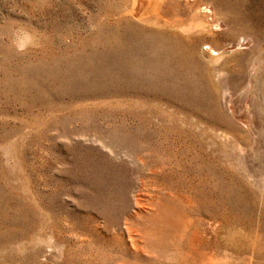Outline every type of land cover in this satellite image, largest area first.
<instances>
[{
    "label": "rangeland",
    "instance_id": "obj_1",
    "mask_svg": "<svg viewBox=\"0 0 264 264\" xmlns=\"http://www.w3.org/2000/svg\"><path fill=\"white\" fill-rule=\"evenodd\" d=\"M178 1L214 34L0 0V264H264V0ZM115 37L132 66L75 78Z\"/></svg>",
    "mask_w": 264,
    "mask_h": 264
},
{
    "label": "bare ground",
    "instance_id": "obj_2",
    "mask_svg": "<svg viewBox=\"0 0 264 264\" xmlns=\"http://www.w3.org/2000/svg\"><path fill=\"white\" fill-rule=\"evenodd\" d=\"M184 1L185 3L189 2L188 0ZM199 7V5H195V3L193 2V4L191 5L193 16L189 20H181L173 17H168L163 12L166 10L170 12L177 11L179 9L178 0H131L128 6H126L122 11L120 10L121 14L117 15L115 23L117 25L119 23H123L126 29L128 28L129 24H132L131 26L133 27H138L136 23H142L147 26H152L155 29L157 28L158 31L159 29H162V31L170 30L173 35L178 33L185 37H191L192 35H213L214 25L211 21L208 20L207 17H205V15L201 13ZM152 31L153 30H151L148 35H150L151 37L157 36L158 33ZM119 38L120 37H115L112 39V43L105 44L104 49L95 54V59L90 58V56H88L87 54V61L85 63L80 64L79 60H73L67 68L76 69L77 71L75 74V78H78L82 81L89 79L96 80L98 73H100V71L102 70L101 68L107 71V79L109 80L113 79L111 75L112 72L115 71L116 67L120 69L119 73L122 74L124 70L129 69L132 66V60L124 52ZM128 39L129 38H127V40ZM204 46H201L198 49L200 58L210 66L216 65L218 61H220V59L224 56V51L218 53L214 48L208 46L209 49H206L204 48ZM183 63L184 65L189 64V57L184 56ZM89 73L93 74L90 75ZM128 75L129 74H127V76Z\"/></svg>",
    "mask_w": 264,
    "mask_h": 264
}]
</instances>
